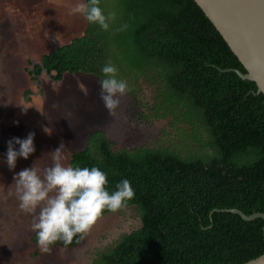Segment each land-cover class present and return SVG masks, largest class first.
Segmentation results:
<instances>
[{
  "label": "trees",
  "instance_id": "obj_1",
  "mask_svg": "<svg viewBox=\"0 0 264 264\" xmlns=\"http://www.w3.org/2000/svg\"><path fill=\"white\" fill-rule=\"evenodd\" d=\"M99 6L112 17L109 29L86 20L82 33L28 59L31 78L56 84L67 74H86L101 81L110 62L139 99L141 118L168 119L175 135L164 130L166 143L129 148L96 130L72 152L69 165L105 172L109 192L128 179L135 197L126 207L141 220L89 264H244L263 255L264 218L226 209L264 213V93L255 80L225 70L247 72L196 0H100ZM146 82L157 84L153 102L143 92ZM32 94L26 90L27 102Z\"/></svg>",
  "mask_w": 264,
  "mask_h": 264
},
{
  "label": "rangeland",
  "instance_id": "obj_2",
  "mask_svg": "<svg viewBox=\"0 0 264 264\" xmlns=\"http://www.w3.org/2000/svg\"><path fill=\"white\" fill-rule=\"evenodd\" d=\"M81 3L84 0H0V264H89L98 249L111 247L141 225L135 209L125 207L103 216L78 245H53L43 252L31 227L39 209L30 214L19 207L14 176L21 170L34 167L43 177L44 169L54 164L52 151L61 143L62 164L67 166L72 152L82 149L96 130H104L116 147L155 146L170 139L164 133L171 131L169 120L145 121L139 99L128 92L117 114L110 116L100 99V80L92 75L67 74L56 84L45 77L40 82L31 78L28 59L37 61L55 40L65 43L83 32L86 18L74 11ZM27 89L34 90L28 102ZM143 92L153 102L157 84L146 82ZM30 132L35 133L36 151L27 160L18 158L10 170L8 141L24 139ZM171 132L173 138L175 131Z\"/></svg>",
  "mask_w": 264,
  "mask_h": 264
},
{
  "label": "clouds",
  "instance_id": "obj_3",
  "mask_svg": "<svg viewBox=\"0 0 264 264\" xmlns=\"http://www.w3.org/2000/svg\"><path fill=\"white\" fill-rule=\"evenodd\" d=\"M100 0H88L78 4L74 11L85 16L89 23L98 24L103 30L109 29L111 16H106L99 6ZM104 79L100 81V99L110 116H115L121 104V97L129 91L124 80L117 79V68L110 62L101 69ZM46 132L48 128L45 129ZM35 133H28L24 139L8 141L6 163L14 170L18 158L27 160L35 151ZM19 145V150L15 146ZM63 143L52 151L54 164L39 170L31 167L14 176L19 207L24 212L34 214L32 230L36 233L38 247L49 252L58 241L65 246L78 235L82 239L88 234L107 210L116 212L125 208L135 197V191L128 179L116 184L115 191L107 190V174L97 167L80 168L65 166Z\"/></svg>",
  "mask_w": 264,
  "mask_h": 264
},
{
  "label": "water",
  "instance_id": "obj_4",
  "mask_svg": "<svg viewBox=\"0 0 264 264\" xmlns=\"http://www.w3.org/2000/svg\"><path fill=\"white\" fill-rule=\"evenodd\" d=\"M233 51L247 72L234 70L244 79L255 80L258 92L264 93V0H196ZM224 71V69H223ZM232 210L247 220L263 217L264 213L245 214ZM244 264H264V254Z\"/></svg>",
  "mask_w": 264,
  "mask_h": 264
},
{
  "label": "flooded vegetation",
  "instance_id": "obj_5",
  "mask_svg": "<svg viewBox=\"0 0 264 264\" xmlns=\"http://www.w3.org/2000/svg\"><path fill=\"white\" fill-rule=\"evenodd\" d=\"M69 161H70V159H69ZM68 165H69V163H68ZM68 165H67V166H68Z\"/></svg>",
  "mask_w": 264,
  "mask_h": 264
}]
</instances>
